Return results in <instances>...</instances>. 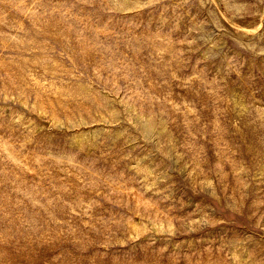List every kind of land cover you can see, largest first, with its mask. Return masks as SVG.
<instances>
[{
	"label": "rangeland",
	"instance_id": "1",
	"mask_svg": "<svg viewBox=\"0 0 264 264\" xmlns=\"http://www.w3.org/2000/svg\"><path fill=\"white\" fill-rule=\"evenodd\" d=\"M0 264H264V0H0Z\"/></svg>",
	"mask_w": 264,
	"mask_h": 264
}]
</instances>
